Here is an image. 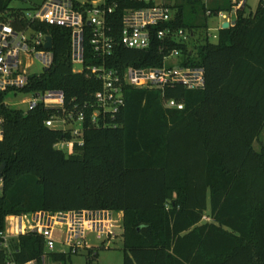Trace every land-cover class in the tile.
<instances>
[{
    "label": "trees",
    "instance_id": "1",
    "mask_svg": "<svg viewBox=\"0 0 264 264\" xmlns=\"http://www.w3.org/2000/svg\"><path fill=\"white\" fill-rule=\"evenodd\" d=\"M13 1L0 0V20L20 14ZM112 1L119 3L117 35L126 8L154 4ZM236 2L168 5L174 18L152 31L183 28L188 41L154 35L147 49L118 43L109 66H161L164 55L179 49L184 64L205 69L206 84L126 87L124 107L106 126L92 124L93 109H86L85 143H76L73 153L56 147L72 132L45 123L61 111L42 103L14 108L0 92V166L6 163L0 231L12 214L107 209L124 212V264H264V148L254 146L264 130V5L238 10L235 24L220 28L216 41L208 35L209 19ZM33 26L52 36L53 63L23 91L63 90L68 107L72 100L91 104L102 81L87 70L74 72L70 29L42 21ZM86 48L85 64L99 62L88 41ZM166 99L184 107H169ZM207 211L211 221L204 222ZM44 254L37 233L11 238L9 248L0 239V264L40 262Z\"/></svg>",
    "mask_w": 264,
    "mask_h": 264
},
{
    "label": "built area",
    "instance_id": "2",
    "mask_svg": "<svg viewBox=\"0 0 264 264\" xmlns=\"http://www.w3.org/2000/svg\"><path fill=\"white\" fill-rule=\"evenodd\" d=\"M14 5L20 9L18 16L0 20V92L6 96L34 94L33 98L22 99L28 104V111L42 103L47 108L57 109L62 114L49 117L45 123L52 128L63 131L70 130L72 139H63L56 147L73 153L75 144L83 146L84 123L86 109L91 107L93 113L91 122L94 125L108 124L125 105V88H158L165 90L168 86L181 84L190 89L202 88L206 84L205 69L202 66L186 65L179 49H172L164 55L161 66L139 67L135 65L109 66L108 60L115 53L118 43L131 49H147L151 45L152 36L160 40L167 37L188 41L190 35L186 29L175 30L170 26L152 31V28L165 24L174 18V10L166 3L154 0L153 5L126 8L122 14V26L119 34L115 30V12L119 3L112 0H15ZM150 1V0H146ZM237 1L231 11H220L218 17L222 20L210 38H218V30L224 21L230 26L235 24L238 10L247 8L248 0ZM264 5V0L259 4ZM212 11L207 10L211 15ZM42 21L46 24L70 29L72 44V61L74 72L87 70L102 81V87L94 95V101L79 105L72 100L66 105L63 90H45L43 92H25L23 88L30 83L32 75L41 74L53 63L52 48H47L49 34L37 30L33 24ZM88 39V40H87ZM90 44L94 62L86 65V43ZM164 49V48H163ZM43 65L41 72H33L35 61ZM76 65H81L77 69ZM5 105L9 103L4 101ZM166 105L182 109L184 104L176 99H166ZM10 106V105H9ZM24 110V109H23ZM3 119L0 116V140L3 139ZM1 188H2V181ZM123 211L113 210H68L12 214L6 218L5 229L0 231V239L4 247L9 248L11 238L30 232L41 235L45 240V254L39 262L36 259L22 264H67L62 261H52L49 252L71 254L87 251L96 256L95 243L89 241V234L96 240L104 237L112 239L117 236V228L123 227ZM61 245L62 249L57 246ZM7 264H16L8 260Z\"/></svg>",
    "mask_w": 264,
    "mask_h": 264
},
{
    "label": "rangeland",
    "instance_id": "3",
    "mask_svg": "<svg viewBox=\"0 0 264 264\" xmlns=\"http://www.w3.org/2000/svg\"><path fill=\"white\" fill-rule=\"evenodd\" d=\"M161 3H166L168 5H174L176 3H180L182 0H157ZM211 2V0H209ZM260 0H248L247 12L254 11L259 5ZM16 1L12 2V5H17ZM221 18L218 16H212L209 19L210 26V34H215L217 32L216 28L220 25ZM212 41H216V39L211 38ZM77 69H81V65H76ZM43 65L39 60L35 61V65L32 68L33 72H41L43 70ZM34 94H21L14 95L13 93L8 94L5 98L6 102L9 103L11 107L21 108L24 110L28 109V104H23L21 101L25 98H33ZM262 144L264 145V132L261 136ZM260 142L255 143V148L257 150H261L263 147ZM0 191H1V183H0ZM203 221H211L210 213L207 211L203 218ZM117 236L108 239L106 237L96 240L93 234H89V241L91 243H95L97 248L95 249V253H98L97 256L92 258L87 251H80L77 254H71L70 259L67 264H90L94 262L95 264H124V239H123V227L116 229ZM58 249H62L61 245L57 246Z\"/></svg>",
    "mask_w": 264,
    "mask_h": 264
},
{
    "label": "water",
    "instance_id": "4",
    "mask_svg": "<svg viewBox=\"0 0 264 264\" xmlns=\"http://www.w3.org/2000/svg\"><path fill=\"white\" fill-rule=\"evenodd\" d=\"M228 27H230V23H229V21H224V22L222 23V28H228ZM46 47H47V48H50V49L53 47V38H52V36H50V35L47 37ZM46 69H48V68H46ZM5 166H6V163H3V164L0 166V181L3 180V169L5 168Z\"/></svg>",
    "mask_w": 264,
    "mask_h": 264
},
{
    "label": "crops",
    "instance_id": "5",
    "mask_svg": "<svg viewBox=\"0 0 264 264\" xmlns=\"http://www.w3.org/2000/svg\"><path fill=\"white\" fill-rule=\"evenodd\" d=\"M263 132H264V130H263ZM263 132H262V134H263ZM262 134H261V136H262ZM261 136H260V138H261ZM260 138H259L258 140H256L255 143H256V142H260L261 145H263V144H262V141H261ZM255 143H254V145H255ZM262 147L264 148V145H263ZM122 213L124 214V212H122Z\"/></svg>",
    "mask_w": 264,
    "mask_h": 264
}]
</instances>
